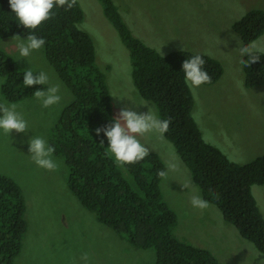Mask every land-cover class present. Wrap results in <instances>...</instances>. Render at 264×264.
<instances>
[{
	"label": "rangeland",
	"instance_id": "rangeland-1",
	"mask_svg": "<svg viewBox=\"0 0 264 264\" xmlns=\"http://www.w3.org/2000/svg\"><path fill=\"white\" fill-rule=\"evenodd\" d=\"M76 1L83 12L78 28L92 40L96 65L105 76L111 96L113 117L125 105L135 107L138 114L148 111L157 115L156 107L135 89L129 51L101 3ZM112 1L132 35L160 55L187 51L207 55L221 64L223 75L216 83L194 87L187 82L194 100L192 117L204 142L219 149L228 160L242 165L264 156V85L245 87L239 51L243 44L231 28L251 10L264 12V0ZM16 44L15 38L3 39L0 48L21 69H31L34 75L45 72L49 81L43 86L47 90L59 85L61 99L49 107H43L35 95L10 103L2 96L0 79V103L16 105V112L29 129L22 133L13 130L9 135L0 129V176L15 183L25 205L26 231L12 264H154L151 250L133 247L83 208L68 188L69 169L62 157L52 154L59 165L56 170L41 168L31 159L28 141L32 136L42 137L49 145L52 129L73 96L48 63L43 48L21 57ZM249 46H255L253 53L264 54V33ZM137 138L149 154L158 156L163 171H167L159 189L176 215L175 238L209 251L219 264H258L264 258L252 242L223 219L215 205L209 203L207 209L200 210L190 204L198 188L164 135L161 138L153 131ZM169 163H175L176 169L168 170ZM186 183L189 187L183 188ZM251 193L264 219V186L252 185ZM85 253L87 261L81 259Z\"/></svg>",
	"mask_w": 264,
	"mask_h": 264
},
{
	"label": "trees",
	"instance_id": "trees-1",
	"mask_svg": "<svg viewBox=\"0 0 264 264\" xmlns=\"http://www.w3.org/2000/svg\"><path fill=\"white\" fill-rule=\"evenodd\" d=\"M108 21L129 51L131 79L140 96L152 103L160 119L171 118L164 137L191 173L201 196L215 205L223 219L264 255V219L251 193L252 185L264 186V156L236 164L216 147L204 142L192 117L193 96L182 72L184 60L201 55L211 76L210 86L223 75L221 64L207 55L175 51L166 56L135 38L112 0H98ZM54 15L35 29L24 28L8 0H0V41L35 34L50 66L70 90L73 101L64 107L49 137L54 155L62 157L69 171L67 185L84 209L97 221L137 249L151 250L154 264H219L205 249L175 238L176 215L159 189L163 164L154 154L134 164L118 167L106 151L107 139L95 129L114 119L105 76L95 62L89 35L78 28L83 21L79 4L66 10L54 7ZM243 46L264 33V12L254 9L231 26ZM243 65L245 87L264 85V54ZM244 60H248L246 55ZM24 70L0 48L1 93L16 103L34 96L43 85H23ZM104 139V146L99 140ZM25 205L18 187L0 176V264H12L26 231Z\"/></svg>",
	"mask_w": 264,
	"mask_h": 264
},
{
	"label": "clouds",
	"instance_id": "clouds-1",
	"mask_svg": "<svg viewBox=\"0 0 264 264\" xmlns=\"http://www.w3.org/2000/svg\"><path fill=\"white\" fill-rule=\"evenodd\" d=\"M10 9L19 24L24 28L35 29L43 21L50 19L54 13V7H64L71 9L76 0H8ZM17 40L16 47L19 50L21 57H27L33 50H40L45 45L43 38H38L35 34H29L26 39H21L20 35H14ZM255 46L244 45L240 47L239 51L241 57L247 55L249 59L246 61L243 58L240 63L245 66H250L251 63L259 60L260 56L253 55ZM162 54V53H161ZM205 60L201 55L192 56L182 63V72L185 80L194 87H199L204 83H211V76L204 69ZM48 75L40 71L34 75L31 69L24 70L23 85H45L48 84ZM59 92V85L50 86L47 90H37L34 95L37 99L42 101L43 107H49L60 101L61 97L57 94ZM16 105H8L7 103H0V129H3L5 134L9 135L11 131L15 130L17 133L28 131V124L23 117L16 112ZM171 118L160 119L151 112L139 113L135 107L125 105L120 108L117 117L111 123L96 128L95 134L97 137L103 133L108 143V153H110L115 160L120 164H134L143 160L149 155V149L143 145L138 136H143L149 132H158L163 138V134L169 130ZM29 153L31 159L35 164L46 170H56L58 164L53 160L52 154L54 147L47 144L42 137H31L28 141ZM100 146H104V139L99 140ZM177 165L169 163L168 170H175ZM159 176L165 177L167 171H161ZM183 188L189 187V184L182 185ZM190 204L194 208L200 210L207 209L210 205L196 190L190 197ZM82 260H88V254L85 253L81 257ZM258 264H264V258L260 259Z\"/></svg>",
	"mask_w": 264,
	"mask_h": 264
}]
</instances>
